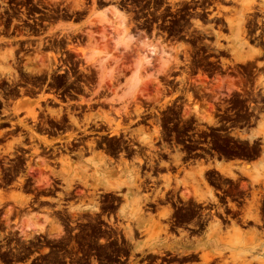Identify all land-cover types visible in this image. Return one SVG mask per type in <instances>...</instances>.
Returning <instances> with one entry per match:
<instances>
[{
	"label": "flooded vegetation",
	"instance_id": "flooded-vegetation-1",
	"mask_svg": "<svg viewBox=\"0 0 264 264\" xmlns=\"http://www.w3.org/2000/svg\"><path fill=\"white\" fill-rule=\"evenodd\" d=\"M167 1L127 5L152 30L190 47L158 95H135L136 104L97 84L94 62L77 55L82 31L57 24L83 10L0 0V194L22 198L0 205V227L6 208L13 224L34 207L91 200L107 233L121 230L117 213L133 207L132 233L108 239L135 241L137 264H234L222 239L264 242V169L250 168L264 163V135L255 134L264 124V7ZM214 78H228L231 88L206 89ZM235 129L247 136L242 148ZM67 173L88 178L66 186Z\"/></svg>",
	"mask_w": 264,
	"mask_h": 264
},
{
	"label": "rangeland",
	"instance_id": "rangeland-1",
	"mask_svg": "<svg viewBox=\"0 0 264 264\" xmlns=\"http://www.w3.org/2000/svg\"><path fill=\"white\" fill-rule=\"evenodd\" d=\"M124 1L122 3L121 0H108L98 4L95 0H91L89 6H86L87 0H48L51 4L60 2L66 7L73 8V10H83L81 16L72 20L62 17L57 24L63 27H73V34H76L74 31H82L81 33L84 34L83 42L78 46L80 49H78L79 54L77 55L82 56L86 62H94L92 65L95 66L98 85L107 82L110 89H121V93L125 94L128 100L138 104V100L141 98L134 97L135 95H158V91L169 82L167 76L178 73L170 72L171 67L174 69L182 68L178 62L179 58L182 56L181 53L186 56L190 47L184 44L181 38H171L169 35L152 30L149 25L139 20L141 16L136 15L135 11L127 6L133 4L135 0ZM182 1L168 0L167 2L176 5ZM234 1L243 11L264 7V0ZM156 3L160 4L161 1H156ZM121 13L126 16V31L133 37L131 42L127 44L122 43L123 30L119 19ZM103 15L109 16L108 18L111 20L109 27L103 23L102 20H105L106 17ZM240 15L238 14L234 18L235 20L233 19V23L241 24ZM68 20L69 22H67ZM231 23L229 21V24ZM120 30L122 31L120 32ZM62 34L70 33L63 32ZM149 45H156V51L154 49L152 51ZM150 51L155 52V55H151ZM89 58H93V60ZM5 67V65L0 64V72L3 73ZM195 79V81H199L198 78ZM180 81L182 82L183 78ZM205 83L206 89L219 92V89L231 88L232 81L228 78H214ZM192 84L195 85L194 82ZM232 132L235 133V140L240 143L237 147L242 148L243 141L241 140L243 138L239 134H244L243 131L235 129ZM255 134L264 135V124L255 131ZM250 168L254 170V175H258L259 170L264 169V163L256 162ZM86 169L84 168L82 172L85 173ZM75 178L86 182L88 176L85 174L84 176H73V174L67 173L62 177L66 186H73ZM35 179L41 180L43 177L35 176ZM9 199L13 200L14 204H21L20 200H22L21 195L16 191L7 195L1 192L0 205L11 204ZM60 205L62 204L58 205V211L46 207L40 209L34 207L24 213L19 212L13 224L7 223L10 208H6L3 212L6 225L0 227V264H137L135 241L132 239H108L110 236H121V230L125 235L132 233L135 223V213L132 206L123 207L117 213V220L126 223L121 227V230L107 233V231L99 230L96 225V219L102 213L97 212L98 209L93 206L91 200L81 201L76 205H73L72 200L67 204V209L60 207ZM38 213L42 215H38ZM40 223L45 228L44 234L28 233L31 232L28 227H32L33 224L41 226ZM73 223L76 224L73 225ZM73 229L78 230L74 236ZM240 236L235 234L221 240V243L229 244V253L225 259L232 260L234 264H264L262 252L264 251V242L253 238V235H250L252 238L242 234Z\"/></svg>",
	"mask_w": 264,
	"mask_h": 264
},
{
	"label": "bare ground",
	"instance_id": "bare-ground-1",
	"mask_svg": "<svg viewBox=\"0 0 264 264\" xmlns=\"http://www.w3.org/2000/svg\"><path fill=\"white\" fill-rule=\"evenodd\" d=\"M120 12V11H119ZM107 13V12H106ZM109 13V12H108ZM107 13V14H108ZM123 13V12H122ZM120 14V24H121V29L123 30H120V32L122 31L123 32V38H122V43H124V44H127V43H130L131 41V38H133L132 37V35L130 34V33H128L127 31H126V29L127 28H125V22H126V16L125 15H123V14ZM104 16V15H103ZM106 16V17H105ZM104 17H105V20H102V21H104L103 23H105L106 24V26H110L111 25V20L108 18L109 16H107V15H105ZM111 18V17H110ZM116 22H118V21H116ZM118 25V24H117ZM127 26V25H126ZM122 37V36H121ZM133 40V39H132ZM153 43V42H152ZM149 44V43H148ZM154 44H156V43H154ZM153 44V45H154ZM158 44V43H157ZM153 45H149L150 46V48L152 49V51H153V49L156 51V49H155V47H156V45L155 46H153ZM160 45V44H159ZM158 45V46H159ZM165 47V46H164ZM164 49V48H163ZM151 52V51H150ZM151 55H155V52H151ZM152 57V56H151ZM157 57V56H156ZM161 57V56H160ZM164 57V56H163ZM148 59H149V57H147ZM146 60V62L148 61L147 59H145ZM145 62V63H146ZM147 63H149V62H147ZM42 64V63H41ZM142 65L143 66H145L143 63H142ZM151 65V64H150ZM43 66V65H42ZM142 66V67H143ZM146 67H147V65H146ZM165 68V67H164ZM169 68V67H168ZM29 69H33L32 71H34L35 70V72H36V69H38V67L37 68H30L29 67ZM140 69V68H139ZM146 69V68H145ZM166 69V68H165ZM165 69H163V70H165ZM146 70H148V69H146ZM31 71V72H32ZM141 71V70H140ZM43 72V71H42ZM1 74H2V72H0ZM34 73V72H33ZM141 73V72H140ZM1 79V78H0ZM31 112V111H30ZM233 135H235L234 133H233ZM239 136L241 137V138H245V137H247V136H245L244 134H239ZM257 178H255V180H256ZM260 180V179H259ZM262 183V182H261ZM264 183V182H263ZM31 218V217H30ZM36 220V219H35ZM30 222H31V220H30ZM33 223V222H32ZM31 223V224H32ZM35 223H36V221H35ZM39 223V222H38ZM31 224H29V225H31ZM41 224V223H40ZM28 226V225H27ZM27 228V227H26ZM27 230V229H26ZM28 230L29 231H31V232H28L29 234L30 233H32V234H40V233H43L44 231H45V228L43 227V225L41 224V226L40 225H35V224H33L32 225V227H28ZM27 230V231H28Z\"/></svg>",
	"mask_w": 264,
	"mask_h": 264
},
{
	"label": "crops",
	"instance_id": "crops-1",
	"mask_svg": "<svg viewBox=\"0 0 264 264\" xmlns=\"http://www.w3.org/2000/svg\"><path fill=\"white\" fill-rule=\"evenodd\" d=\"M75 24H77V23H75ZM235 134V133H234ZM237 240V239H236Z\"/></svg>",
	"mask_w": 264,
	"mask_h": 264
}]
</instances>
